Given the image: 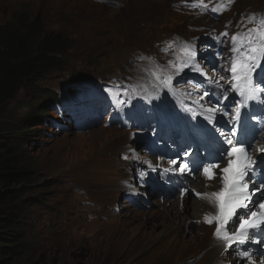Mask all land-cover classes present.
Returning <instances> with one entry per match:
<instances>
[{
    "label": "trees",
    "instance_id": "1",
    "mask_svg": "<svg viewBox=\"0 0 264 264\" xmlns=\"http://www.w3.org/2000/svg\"><path fill=\"white\" fill-rule=\"evenodd\" d=\"M33 15L14 12L0 26V121L13 119L8 104L21 89L52 74H47L50 68L56 66L54 71L59 72L66 65L67 40L61 42L59 37L64 36L60 34H44L41 14ZM63 44L68 46L62 48ZM23 116L19 121H27V114ZM28 136V131L14 128L9 121L0 122V264H22L29 258L17 235L18 217L26 209L18 200L28 193L25 184L32 180L36 164L27 146ZM16 235L17 240L11 243Z\"/></svg>",
    "mask_w": 264,
    "mask_h": 264
},
{
    "label": "bare ground",
    "instance_id": "2",
    "mask_svg": "<svg viewBox=\"0 0 264 264\" xmlns=\"http://www.w3.org/2000/svg\"><path fill=\"white\" fill-rule=\"evenodd\" d=\"M55 1H57V2H54V4L52 3V4H50L48 6V4L45 3V0H34L33 3L31 1H27V0H9L8 3L0 5V26L4 25L5 23H7L11 19V15L14 12L25 11L26 13H29L31 15V17H34L33 13H36V11H37L36 10V5H37L38 6V12L41 14V17L45 20L46 25L48 27H49L48 23L52 24L51 20L49 19V15L51 13V9L55 8L56 9L55 12L57 13V15H59L61 17V21H60L61 24H60V26H57V28H55V29H51V28L50 29H46L43 26V24L40 23L42 31H43L44 34H50V33H52V34H60V35H63L64 37H66L67 34H68L67 31H65L66 27L62 26V24H66V21H65L66 19H72L73 20L72 23H75V21L77 22V23H75V25L79 28V30L82 29V31L79 32V33H81V35H83V37H85L87 35V33H88L86 30L93 31L96 28V26L94 24L97 22L98 17L95 16V17L89 18V15L91 13V9L95 6V4H99L97 2V0H55ZM86 1H90L91 5L90 6L85 5ZM133 2H134V0H129V3H133ZM66 3H70L71 6L70 7H66L65 6ZM103 3H105V0H103ZM64 11H65V13H64V15H62V12H64ZM168 11H169V13L171 15L174 16V12H172V10L170 8L168 9ZM98 15L100 17H102L104 15V13L101 12V11H98ZM86 19H88V20H86ZM105 19H108L107 22L111 21L109 16H107V15H105ZM133 19H136V17H131V20H133ZM173 19H174V21L178 22L177 18H175V16H174ZM83 21H84V23H81ZM107 22H105V23H107ZM116 24L119 27L121 23L117 22ZM133 25H136V23H133ZM104 29H106V24H105V26L103 25L102 27L100 26V27L97 28L98 31L99 30L100 31H105ZM71 33H72L71 35H73L72 38L70 40H67L68 45H69V50H68L67 55L65 56L66 65L63 67V69L61 71L56 72V73L58 75H61L63 77V80H65V81H66L65 78H72L73 81L69 82V83H71L70 88L72 87L73 89L79 88L78 86H76V83H75V81L77 79H80L81 77H84V79H88V80L84 81V85L89 87V88H94V89H92V90H94V93H92L91 96L93 94L95 96V93H100V91H102L101 89L103 88V84L98 83V80L100 79V77L97 78V77L94 76V78H91V76H89V75H82L81 76V75H79L81 73L77 74L75 72H72L73 70H75L74 67H76L77 69H80L79 66H76V65H74L72 63V60L75 59L76 61H80V59H81L80 55H82L81 51H82V47L83 46L80 47V46H75L73 44V42H74L73 38L78 36V34L75 31H71ZM103 38H105V36L100 35V37H97V38H94V39H96V40L99 39V40L102 41ZM91 40L92 39H90V41ZM94 47H95L94 42H92V45L90 46V48H94ZM89 59L91 60V62H84V65L81 66L82 70H87L89 68L88 66H90L92 64H104L102 67H103V69H105L106 58H105V60H103L102 58H94V57H91ZM208 73H209V70H206V75L205 76H209ZM103 75L105 76V73ZM53 76H54L53 74H50L47 77L52 78ZM94 80L97 81L96 84L94 83ZM50 81H51V79H48V80H46L45 78L39 79V87H41L39 89H43L44 90V93L42 95V101L46 102V103H48L50 101V99H52L51 98V93H52L51 89L53 87H51V83L52 82H50ZM54 82H58V80H56ZM17 89H19V88L17 87L15 90H17ZM33 89H35L34 91L37 90V88H35V87ZM95 89H96V92H95ZM23 92H24V88L21 89L18 92V94L14 97V99L11 100L15 104V108H16V111H18V114L22 113V115L19 114V116H21V118L24 117L23 116L24 113L27 114V110H28V103H27V101L24 98V93ZM102 93L105 94V90H103ZM91 96L89 98H85V95H83L81 98H78L79 96L77 95L76 99H77L78 102H80V105L79 106L76 105V109L77 110L73 108V110H76L75 112H77V113H72V114H70V116L75 117V118L80 117L79 119H82V117H84V118L88 117L89 114H86L87 111L85 113L86 109H84L83 106H84L85 103H87L89 101ZM100 99H104L105 100V96H104V98H100ZM69 101H70V99H67V102H69ZM91 104H93V102ZM91 104L89 106H91ZM89 106H88V108H89ZM61 110H63L62 107H61V104L56 103L55 107L53 108V110L51 108V110L49 111L50 113H43V114H40V116L31 117L28 120H32V119H36V120H40L41 119V121L45 120L46 121V123H45L46 126H49L54 131L56 130V135H57L56 137L64 138V140H63L64 142L63 141H60V142L58 141V142L59 143L63 142L66 150L68 151L67 156H72V152L70 150L78 151L81 148H83L82 142L84 141L85 137L82 136V135L84 133H86L87 131H89V130H81L84 126L87 127L86 120L83 118L84 121L82 123V127L80 128L79 132L75 134L76 135L75 138L69 137V136H71L70 134L73 131V125H69L70 122L68 121V119H64L62 117L63 113L61 112ZM53 111H56L55 120L53 122L49 123V121H51V120H49V116L54 113ZM83 112H84V114H80V113H83ZM85 115H87V116H85ZM92 116H93V114H92ZM15 118H17L16 115H14L13 119H11V120H14ZM89 120L94 122L97 119L93 116V118L89 117ZM18 122L19 121H17V122L10 121V125L15 128V125ZM19 123H21V122H19ZM217 129H218L217 131H219L221 128L218 127ZM99 130H100V128H99ZM97 135L98 134H93L91 136V138L93 140H95V137ZM37 136H38V133H36L31 139H28L29 142H28L27 146L30 149H31V140L33 141ZM217 138H219V136L216 137V139ZM57 139H59V138H57ZM34 151L31 149L30 153L34 156V158L36 160L35 166H38V165H40V163H39V160L37 158V154H36L37 152L34 153ZM169 155H170V153H168V156ZM235 155L232 156V159H234ZM95 167H96V165L92 163V164H88L84 168V172H83V175H82L83 176V180L86 178V176H88L90 173H93L95 171ZM95 180H96L95 177H92V179H89V181H87V187H90L91 184H93L95 182ZM204 185H208V184H204ZM210 185H215V183H210ZM26 194H28V193H26ZM26 194H23L22 200L25 199V195ZM185 198H186L185 196H182V197H179V199L176 200V201L174 200V201L164 202L163 207L160 208V213H159L161 215V219L165 218L166 221L168 219H170V220L171 219H175V220L179 219L180 221L184 220V219L186 220V218L189 219V213H190V216L192 214L191 205H190V208L187 207L188 200L185 201ZM250 198L253 199L252 195H251ZM20 201H21V199L19 198L18 202H20ZM175 206L177 207V209H173V207L176 208ZM121 207L122 206H120V205H115L113 211L111 212V215L114 214L117 210H120ZM35 210L44 211L45 213L50 214L51 215L50 217L53 218L52 214L50 213V209L44 208V207L36 208L34 206L31 209L26 210V213L30 214L29 218H31V215L33 214V212ZM24 213H25V210L23 211V214ZM194 216H197V215L194 214ZM143 219H144V216L141 217L140 221H142ZM50 224H52V223H50ZM135 225L138 226L139 223H136ZM164 226H165V224L163 223V227ZM190 236H192V235H190ZM196 236H198V235H196ZM171 240L173 241L172 237H171ZM198 240L201 241V239H199V237H196V241L197 242H198ZM197 242H195V244H194V242H193V240H191V238L190 239H185V243L194 244L195 247H196V243ZM169 244L170 245L172 244L171 241H170ZM40 253H41V249H37L35 251V253L33 254V256H36V255L40 256ZM230 261H231V257L227 256L226 257V262L228 264H230Z\"/></svg>",
    "mask_w": 264,
    "mask_h": 264
},
{
    "label": "rangeland",
    "instance_id": "3",
    "mask_svg": "<svg viewBox=\"0 0 264 264\" xmlns=\"http://www.w3.org/2000/svg\"><path fill=\"white\" fill-rule=\"evenodd\" d=\"M9 0H0V5L8 3ZM54 2H57L55 0H45V3L48 4H54ZM85 5L90 6V1H86ZM66 7H70V3L65 4ZM55 8L51 9V13L49 15V19L51 20L52 24L48 23L49 28L55 29L57 26H59L61 17L57 15L55 12ZM168 17H164L162 20L166 22V19ZM73 22V21H72ZM71 22V23H72ZM62 26L66 27V24H62ZM103 48L107 49L105 47V43L103 45ZM112 49H119V46L111 44ZM105 60V56L102 58ZM51 85L53 84L54 80H51ZM41 88V87H38ZM24 94L26 92H23ZM20 98V97H19ZM25 98V97H24ZM103 131L102 130H91L83 134L84 141L82 142L83 148H81L78 151H72V156H67L68 151L66 150L63 140L64 138L56 137L55 131L51 133V130L49 129L48 132L45 134L44 137L47 139H44L42 142V145H40V150L34 151V153L37 154V158L39 160V170L41 171V174L45 175L48 179L53 178L56 179L57 175L61 178H64L66 180H69L73 183H76L79 186H82L83 183H86L89 180V178H85L83 180V172L77 168L78 165L83 163L85 160H87L89 157L93 155V153L98 149L100 143H101V137H103ZM93 134H98L95 137V140L91 138ZM71 138H74L73 135L69 136ZM59 138V139H57ZM60 141H63L62 143H59ZM101 152H98V155H100ZM91 160L93 158H90ZM59 187V186H58ZM57 187V188H58ZM111 191L114 190L113 187H109ZM73 196H66L65 200H72ZM53 199V195L51 197V200ZM185 201L187 199L185 198ZM58 206V205H57ZM64 207V206H62ZM176 207V206H175ZM73 208V207H71ZM173 209H177L173 207ZM38 212H41L39 210H35L33 214L31 215L30 219H35L36 216H39ZM47 214V213H46ZM51 216L50 214H47ZM79 215V214H78ZM152 215H157V213H148L147 217L149 220H151ZM159 218V216H158ZM41 223V222H37ZM140 223V222H138ZM149 223V222H148ZM147 223V225H148ZM163 223L165 226L163 227ZM169 227V223H167L165 218L160 219V221L156 222L154 225L155 229H158V231L166 229ZM71 233L70 236L74 237L77 242V245H81L82 248H74L73 245H67L65 244L66 248L58 251H47L46 248L41 249L40 256H33L30 260L27 262H24L22 264H126L123 260H120L121 257H118L119 254L113 250V246L118 243H124L123 241V233H121L120 227H115L114 225L110 226H103L97 229L92 223L85 221L84 218L80 217L75 220V222L70 227ZM115 232V239L109 238V234L111 232ZM53 232V233H50ZM40 233H48V238H39L36 239L38 243H41V240L46 241H56V237L54 233L56 232L55 225L49 224L46 225L43 223V226L41 227ZM64 240V239H63ZM66 241V240H65ZM114 244V245H113ZM44 246V245H43ZM71 254V258H69V255ZM68 256V257H67ZM152 256V254L150 255ZM70 262V263H69Z\"/></svg>",
    "mask_w": 264,
    "mask_h": 264
}]
</instances>
